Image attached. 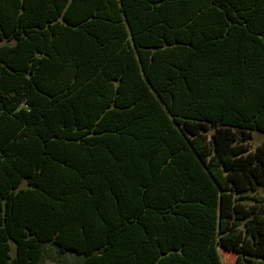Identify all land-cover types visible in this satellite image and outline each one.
Listing matches in <instances>:
<instances>
[{
  "label": "trees",
  "instance_id": "16d2710c",
  "mask_svg": "<svg viewBox=\"0 0 264 264\" xmlns=\"http://www.w3.org/2000/svg\"><path fill=\"white\" fill-rule=\"evenodd\" d=\"M253 132L264 0H0V264H264Z\"/></svg>",
  "mask_w": 264,
  "mask_h": 264
},
{
  "label": "rangeland",
  "instance_id": "374dc122",
  "mask_svg": "<svg viewBox=\"0 0 264 264\" xmlns=\"http://www.w3.org/2000/svg\"><path fill=\"white\" fill-rule=\"evenodd\" d=\"M248 149L251 152H254L258 147H261L264 145V134L259 132H253L251 139L247 142ZM251 198H257L255 200L264 201V192L260 190L259 195H255L254 193H251ZM247 204L249 207H255L256 210L259 209V205L254 200H248ZM12 253H15V247L12 251ZM219 255L222 261V264H236L238 255L231 252L223 251L222 249H219ZM45 264H56L52 261H47ZM254 264H260V263H254Z\"/></svg>",
  "mask_w": 264,
  "mask_h": 264
}]
</instances>
